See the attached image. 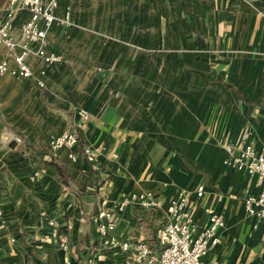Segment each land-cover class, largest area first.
I'll list each match as a JSON object with an SVG mask.
<instances>
[{
  "label": "crops",
  "instance_id": "crops-1",
  "mask_svg": "<svg viewBox=\"0 0 264 264\" xmlns=\"http://www.w3.org/2000/svg\"><path fill=\"white\" fill-rule=\"evenodd\" d=\"M56 1V16L68 12L72 23L47 30L45 49L60 62L28 56L34 78L0 77V264H147L112 243L145 242L157 259L178 192L198 231L207 209L224 221L206 264H264V219L242 204L259 192L257 178L224 163L245 139L264 145V0H178L201 17L194 39L177 40L155 35L153 0ZM139 11L146 20L136 25ZM28 18L16 9L18 43ZM10 55L0 44V61ZM66 132L78 136L74 160L48 147ZM145 191L155 209L121 206ZM103 212L115 223L107 242L97 230Z\"/></svg>",
  "mask_w": 264,
  "mask_h": 264
},
{
  "label": "built area",
  "instance_id": "built-area-1",
  "mask_svg": "<svg viewBox=\"0 0 264 264\" xmlns=\"http://www.w3.org/2000/svg\"><path fill=\"white\" fill-rule=\"evenodd\" d=\"M0 6L4 7L5 17L0 20V44L5 46L10 55V60L0 61V77L10 75L20 79L34 78V74L27 63L28 56L40 58L45 65H51L60 62L61 58L53 53H49L46 47L47 30L55 22L64 25H70L69 13L66 12L62 18L57 17L55 10L57 1L50 0L46 4L43 0H0ZM19 6L29 13V18L24 21L20 27L22 43H18L11 33L12 20L16 13V7ZM31 44H37L38 48L32 51ZM43 74V72H41ZM38 87H43L41 80H36ZM83 118L87 114L80 111ZM14 141L20 143L21 139L15 137ZM78 136L74 132H66L62 135L51 139L48 147L51 151L67 149L68 157L74 160V150L78 145ZM228 152L232 153L233 149L229 148ZM87 159L93 162V157L89 150H84ZM233 165L236 171H244L249 175H255L257 178V187L259 192L255 195H249L243 199V208L245 213L255 220L264 219V145L255 147L248 139L242 143L236 151V156L225 161ZM96 169V166H94ZM204 188L202 185L196 189V196L200 198L203 195ZM135 203L142 208H156V202L153 200L151 192L145 191L130 198L123 199L121 206ZM187 196L183 192H178L175 198L170 200L166 207L168 217L157 233V242L160 249L158 258L155 259L152 248L145 242L139 241L134 244L128 242L112 243V246L120 251H126L133 248L139 260L151 264H206L204 258L207 256L212 247L218 242L217 232L224 227V221L212 209H207L209 223L206 228L198 231V226L191 219L187 211ZM0 212V218H2ZM100 221L97 223V230L103 241L107 242L109 233L114 229L113 214L103 212L99 214ZM61 249L65 250L67 244H60ZM217 264V263H211Z\"/></svg>",
  "mask_w": 264,
  "mask_h": 264
},
{
  "label": "rangeland",
  "instance_id": "rangeland-1",
  "mask_svg": "<svg viewBox=\"0 0 264 264\" xmlns=\"http://www.w3.org/2000/svg\"><path fill=\"white\" fill-rule=\"evenodd\" d=\"M49 1L50 0H48V2ZM168 1L170 6L167 7V5L163 3L165 2L164 0H153L154 13L152 22L155 35H158L160 38L168 36L171 40H177L180 34L183 37L194 39V32H200L196 23H198L199 18L201 17L199 12H194V3L192 2L191 6H189L191 10L189 12H185L184 7L179 4L178 0ZM243 1L245 2L247 0ZM253 7L251 6L252 9ZM16 8L21 9L19 6ZM121 15L128 17L129 13L122 12ZM133 16V22H135L136 25H138L142 20H146V14L140 11L137 14H133ZM62 17L60 16V18ZM105 18L110 20V18H113V14L107 12L105 13ZM126 24H129V21L123 23L125 26ZM71 25L72 23H70L69 26ZM166 33L167 35L165 36ZM245 136L248 137L249 133H246Z\"/></svg>",
  "mask_w": 264,
  "mask_h": 264
}]
</instances>
